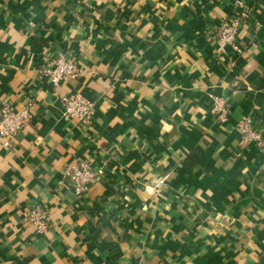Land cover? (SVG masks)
<instances>
[{"label":"crops","instance_id":"crops-1","mask_svg":"<svg viewBox=\"0 0 264 264\" xmlns=\"http://www.w3.org/2000/svg\"><path fill=\"white\" fill-rule=\"evenodd\" d=\"M242 1L236 54L214 43L233 0H0V106L30 112L0 148V264H264V152L235 129L264 139V0ZM55 55L90 73L50 85ZM74 93L87 123L63 114ZM75 161L102 171L81 195Z\"/></svg>","mask_w":264,"mask_h":264},{"label":"built area","instance_id":"built-area-1","mask_svg":"<svg viewBox=\"0 0 264 264\" xmlns=\"http://www.w3.org/2000/svg\"><path fill=\"white\" fill-rule=\"evenodd\" d=\"M234 13L230 18L223 19L215 33L214 43L216 51L223 52L228 46L234 53L239 54L241 48L235 42V35L240 21L248 18L249 9L242 0H233ZM41 73L52 85L59 81L75 79L90 73V70L63 55L48 56L44 58ZM210 112L216 121L226 120L228 113L227 102L219 95H209ZM62 111L65 117L74 118L81 123L89 122L93 112L92 102L79 93L62 94L59 96ZM30 118L27 106L14 109L7 105L0 106V148L9 149L11 140ZM238 133L237 144L244 149L249 144L255 146L258 152H264V139L258 129L253 128L248 117L238 119L235 125ZM102 171L91 170L85 161L67 163L62 167L61 176L70 182L74 195H81L96 174ZM22 217L28 221L37 233H44L48 227L47 213L40 206H33L22 211Z\"/></svg>","mask_w":264,"mask_h":264}]
</instances>
